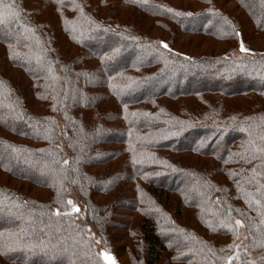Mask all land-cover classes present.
Wrapping results in <instances>:
<instances>
[{
    "label": "trees",
    "instance_id": "obj_1",
    "mask_svg": "<svg viewBox=\"0 0 264 264\" xmlns=\"http://www.w3.org/2000/svg\"><path fill=\"white\" fill-rule=\"evenodd\" d=\"M0 11L16 13L0 23L4 264H111L123 241L130 264H264V50L252 43L264 40V0H0ZM188 36L234 46L195 54L177 46ZM125 153L114 173L96 169ZM73 188L85 220L67 215ZM184 208L200 230L182 228Z\"/></svg>",
    "mask_w": 264,
    "mask_h": 264
},
{
    "label": "rangeland",
    "instance_id": "obj_2",
    "mask_svg": "<svg viewBox=\"0 0 264 264\" xmlns=\"http://www.w3.org/2000/svg\"><path fill=\"white\" fill-rule=\"evenodd\" d=\"M233 5H234V2L231 4V6L233 7ZM240 11L241 10H239L237 12H240ZM258 37L259 38L255 39V41L252 43L257 50H264V40L261 39L263 36H258ZM178 40L179 41H177V46L180 47V49L185 50V51H189V52L192 51L195 54H205L206 53V54L218 55V54L226 51L227 49H230L232 46H234L233 44H232V46H230V43H225V42L217 41V40H213V39H206V40H204V42L200 43V42L196 41L195 37H191V36L179 38ZM232 51L234 54L236 52L235 48H232ZM243 52H246V51H243ZM107 106L109 107V104H107ZM87 114H89L90 117L92 116V112H87ZM54 117L56 118L58 125L60 127H62L63 122H62L61 115L56 114V115H54ZM88 119H89V117H88ZM89 121H91V120H89ZM60 145H61V142H60ZM112 147L114 149H120V146H118V145H114ZM172 157H176L175 160L178 164L183 165V166L188 165V167H191L192 169L201 171L202 173L204 171L209 172L210 170L216 169V165H217V164L216 165L214 164L215 162L212 163V160H210V159H204V158L203 159H197V158L190 159L187 156H184L182 154L181 155H173ZM125 158H126V153L121 157V159L110 162L111 163L110 165L107 164L104 166L97 167L96 169H99L98 170L99 173H106L105 170H107V171L111 170V173H114L118 169V166L121 164L120 160L125 159ZM187 159H189L190 161L188 162ZM217 171H218V169H217ZM228 175L229 176L226 177L224 174H222V172H219L218 174H216L214 176L215 177L214 180L219 181L218 184H220V183L228 184L231 182L230 176H232L230 173ZM6 181H7V177L5 176V174L2 173V175H0V183H6ZM25 186H24L25 189L24 188L22 189L23 192L27 193V195H29L31 197H35L41 201H46L50 198L51 193H50V191H47L46 189H35V188H30L27 185H25ZM133 186L134 185H129V187H127V189L132 188ZM226 186L229 187L228 190H232L234 192L240 191L241 187H242L241 184H239V183L226 185ZM80 194L81 193L79 192V190L77 188H73L70 190V192L66 196V201L68 203V205H67L68 214L67 215L72 217L74 220L86 218L85 217L86 216L85 215L86 204H85L84 200L82 199V197L80 196ZM114 195H115V191L112 194H110V196H107V198H102L101 202L106 201L107 203H110L112 198L114 197ZM170 198H171V201H170L169 206H167V209L172 211L174 208V205H175V200L177 201V199L179 197H178V195L176 196V194H174V195H171ZM69 201H71V203H69ZM74 209H76V210H74ZM197 213H198V210H196V209H192V210L189 209L188 210L187 208H184L182 217L179 218V223L181 224L182 228H184L186 230L187 229L189 230V228H191V229L196 228V229L200 230V228H198V223H197V219H196ZM132 222L134 223L133 229L134 228L137 229L139 225H137L136 223L138 222V224H141L142 216L139 213H134ZM237 227L239 228V230H237L238 232L235 233L234 236L236 237V239L238 241H242L243 250L245 249L247 251L245 253V255L250 257V259L254 258L255 256H252L251 253L249 252L250 248L248 245V234H247L246 228L241 227V226H237ZM88 233H89L88 235L93 240L96 251L98 252V254L102 255V252H101L102 243H101L100 232L98 230H96V228H94V226L90 225V226H88ZM111 233L112 234L114 233L117 235L123 234L122 232H118V231L117 232L111 231ZM228 240L229 239L225 240L224 238L220 237L218 243L221 245L223 242L225 243ZM124 244H125L124 241L119 242V243L116 242L114 244V246L119 251V255H118V257L116 256V261L113 258L108 257L111 264H130L128 262L129 256L125 252V250H124V252L120 251L125 246ZM239 244H240V242H239ZM240 250H242L241 247H240ZM112 260L114 261L113 263H112ZM0 264H4L1 257H0Z\"/></svg>",
    "mask_w": 264,
    "mask_h": 264
},
{
    "label": "snow or ice",
    "instance_id": "obj_3",
    "mask_svg": "<svg viewBox=\"0 0 264 264\" xmlns=\"http://www.w3.org/2000/svg\"><path fill=\"white\" fill-rule=\"evenodd\" d=\"M146 2V0H145ZM168 11H171V9H168ZM6 15L8 16H13V15H16V13L12 12V11H9L8 13H5L3 11H0V23H4L5 22V17ZM176 15H182V13H176ZM190 15V14H189ZM163 47L164 48H168V45L166 43L163 44ZM241 50L242 51H247L246 48H244L243 44H241ZM0 84H2V82H0ZM262 139H264V137H261ZM261 152H264V149H260ZM65 163H67V161H65ZM69 203H71V201H69ZM76 210V209H74ZM235 224L237 226H242V222L241 220L237 219L235 220ZM29 247H32L31 245ZM229 260H231V257H229Z\"/></svg>",
    "mask_w": 264,
    "mask_h": 264
}]
</instances>
